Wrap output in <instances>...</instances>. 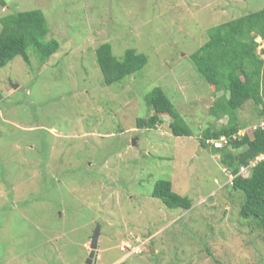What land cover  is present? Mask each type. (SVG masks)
I'll use <instances>...</instances> for the list:
<instances>
[{
    "label": "rangeland",
    "instance_id": "374dc122",
    "mask_svg": "<svg viewBox=\"0 0 264 264\" xmlns=\"http://www.w3.org/2000/svg\"><path fill=\"white\" fill-rule=\"evenodd\" d=\"M3 2L0 19L39 9L43 40L58 48L42 64L29 46L27 59L0 68V264H82L96 225L93 264H264L263 226L240 217L243 192L198 143L226 117L208 113L219 93L189 59L209 27L261 9L264 0ZM104 42L119 59L135 48L148 61L106 86L95 57ZM157 86L191 135H172L167 114L155 129L135 127L151 113L144 93ZM237 116L245 125L239 135L264 126L251 101ZM159 179L187 196L190 209L152 197Z\"/></svg>",
    "mask_w": 264,
    "mask_h": 264
},
{
    "label": "trees",
    "instance_id": "16d2710c",
    "mask_svg": "<svg viewBox=\"0 0 264 264\" xmlns=\"http://www.w3.org/2000/svg\"><path fill=\"white\" fill-rule=\"evenodd\" d=\"M1 5L4 4L0 0ZM0 30V68L15 56L28 58L27 48L33 47L44 63L58 48L55 40L45 41L47 27L39 9L14 12L3 16ZM207 40L194 50L189 59L200 77L209 84L218 97L208 107L213 117H226L219 128L207 127L198 139L202 148L209 146L212 154L219 157L221 165L232 175L231 188L244 194L239 207L241 218H255L264 228V157L257 160L246 177L239 173L241 166L264 155V126L251 133L245 129L237 116L238 109L251 101L259 117L264 119V48L257 50L259 37L264 41V7L239 17L211 26L206 30ZM96 62L102 74V82L109 86L128 76L141 72L148 58L135 48H126L119 59L108 42L95 49ZM151 111L148 117H137L135 127L142 130L155 129L160 114H167L168 127L174 136H189L191 129L178 113L173 102L159 86L144 93ZM221 141L215 146L207 141ZM151 196L158 198L169 209L188 210L191 200L172 189L166 179L157 180Z\"/></svg>",
    "mask_w": 264,
    "mask_h": 264
},
{
    "label": "water",
    "instance_id": "95a60500",
    "mask_svg": "<svg viewBox=\"0 0 264 264\" xmlns=\"http://www.w3.org/2000/svg\"><path fill=\"white\" fill-rule=\"evenodd\" d=\"M98 237H99V225H96L90 239V244H89L90 251L82 264H93V262L95 261V252L98 246L97 245Z\"/></svg>",
    "mask_w": 264,
    "mask_h": 264
},
{
    "label": "built area",
    "instance_id": "2783aa9c",
    "mask_svg": "<svg viewBox=\"0 0 264 264\" xmlns=\"http://www.w3.org/2000/svg\"><path fill=\"white\" fill-rule=\"evenodd\" d=\"M216 144V143H215ZM263 155H261V156H259V157H256L253 161H251L250 162V164L248 165V166H243L242 168H240V170H239V173L241 174V175H243V173L241 172V171H243V170H247V169H249L252 165H254V163L257 161V160H259V159H261V157H262ZM124 247L125 246H121L120 248H121V250H124ZM126 247H129V245L128 244H126ZM136 251H139V248H134Z\"/></svg>",
    "mask_w": 264,
    "mask_h": 264
},
{
    "label": "clouds",
    "instance_id": "9594fccd",
    "mask_svg": "<svg viewBox=\"0 0 264 264\" xmlns=\"http://www.w3.org/2000/svg\"><path fill=\"white\" fill-rule=\"evenodd\" d=\"M211 143H213L215 146H220V144L218 145V141H211ZM216 143V144H215ZM261 156V155H260ZM231 176V178H232V175H230ZM230 181H231V179H230Z\"/></svg>",
    "mask_w": 264,
    "mask_h": 264
}]
</instances>
